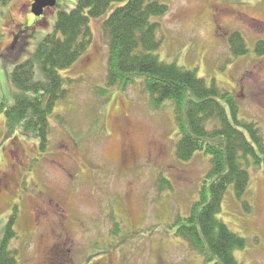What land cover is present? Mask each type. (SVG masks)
Instances as JSON below:
<instances>
[{
	"label": "rangeland",
	"instance_id": "rangeland-1",
	"mask_svg": "<svg viewBox=\"0 0 264 264\" xmlns=\"http://www.w3.org/2000/svg\"><path fill=\"white\" fill-rule=\"evenodd\" d=\"M32 2L0 3V107L14 103V66L28 60L77 0H57L39 17ZM162 2L170 11L153 19L160 24L159 58L230 91L239 117L258 124L264 136V56L255 51L264 40V0ZM112 9L91 23L94 39L85 55L61 72L68 93L50 118L45 149L22 131L9 135L0 110V242L16 209L9 249L18 264H207L176 236V222L198 201L211 157L177 159L172 105L154 110L141 81L101 93L108 63L101 23ZM234 32L245 38L246 56L232 57ZM250 174L246 200L253 210L231 187L218 218L247 242L235 251L237 260L264 264V167ZM162 178L171 189L161 191Z\"/></svg>",
	"mask_w": 264,
	"mask_h": 264
},
{
	"label": "trees",
	"instance_id": "trees-1",
	"mask_svg": "<svg viewBox=\"0 0 264 264\" xmlns=\"http://www.w3.org/2000/svg\"><path fill=\"white\" fill-rule=\"evenodd\" d=\"M111 9L101 23L108 43L107 87L101 93H109V88L126 90L141 81L154 110H162L167 102L172 105L179 133L177 159L187 163L198 152L211 157L199 199L187 218L177 220L176 236L207 264H241L234 253L244 249L247 242L218 215L231 187L244 209L253 210L246 200L250 170L264 167V136L258 124L239 117V103L230 91L215 83L209 86L195 70L159 58L160 24L153 19L170 11L162 0H77L73 9L60 12L54 32L46 35L28 60L16 64L9 75L16 92L10 108L0 107L6 131L9 135L22 131L46 148L50 118L68 93L61 72L85 55L94 39L91 23L101 21ZM228 45L233 58L248 54L246 40L239 32L229 36ZM255 51L264 56V40L256 43ZM159 188L171 189V184L162 178ZM15 221L16 209L0 242V264H18L17 254L9 249L10 240L17 235Z\"/></svg>",
	"mask_w": 264,
	"mask_h": 264
},
{
	"label": "water",
	"instance_id": "water-1",
	"mask_svg": "<svg viewBox=\"0 0 264 264\" xmlns=\"http://www.w3.org/2000/svg\"><path fill=\"white\" fill-rule=\"evenodd\" d=\"M57 5V0H33L32 13L35 16H42L45 14V10L53 8Z\"/></svg>",
	"mask_w": 264,
	"mask_h": 264
}]
</instances>
